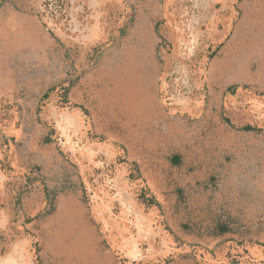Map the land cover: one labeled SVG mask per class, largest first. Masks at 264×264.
<instances>
[{
	"label": "rangeland",
	"instance_id": "374dc122",
	"mask_svg": "<svg viewBox=\"0 0 264 264\" xmlns=\"http://www.w3.org/2000/svg\"><path fill=\"white\" fill-rule=\"evenodd\" d=\"M0 264H264V0H0Z\"/></svg>",
	"mask_w": 264,
	"mask_h": 264
}]
</instances>
